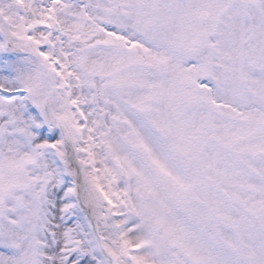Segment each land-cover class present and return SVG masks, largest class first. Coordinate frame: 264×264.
Here are the masks:
<instances>
[{
	"label": "snow or ice",
	"instance_id": "obj_1",
	"mask_svg": "<svg viewBox=\"0 0 264 264\" xmlns=\"http://www.w3.org/2000/svg\"><path fill=\"white\" fill-rule=\"evenodd\" d=\"M0 264H264V0H0Z\"/></svg>",
	"mask_w": 264,
	"mask_h": 264
}]
</instances>
